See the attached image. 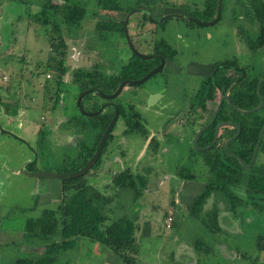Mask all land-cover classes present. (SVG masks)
<instances>
[{"label": "rangeland", "instance_id": "obj_1", "mask_svg": "<svg viewBox=\"0 0 264 264\" xmlns=\"http://www.w3.org/2000/svg\"><path fill=\"white\" fill-rule=\"evenodd\" d=\"M38 1L31 0V3ZM115 1L124 9L123 13L102 11L95 0H77L85 14L79 28L68 31L62 26L67 46V74L56 98L53 86L45 93V78L40 75L52 52L43 29L31 19L39 8L25 0H0V264H13L29 253L42 252L41 248L30 247L24 239L25 223L39 218L45 210L58 209L63 198L62 183L29 177L22 170H27L28 164L35 161L34 173H71L81 140L91 139L90 133L76 132L73 122H69L73 117H84L76 109L79 92L72 82V74L78 69H96L109 77L121 70L133 54L125 34L116 31L100 36L95 24L105 18L120 22L127 17L128 34L136 51L144 55L151 53L155 44L163 40L174 56L168 72L144 85L125 87L118 99L99 98V104L114 102L132 107L142 114L148 130L145 138L124 134L126 127L119 118L101 166L84 177L98 193L111 197L104 209L108 224L121 217L130 220L137 217V264L263 263L264 252L258 251L257 239L264 237V200L255 206L241 207L233 214L226 211L227 205L219 196L209 198L202 214L216 204L221 228L216 234L188 214L192 198L208 179L202 159L191 154V148L194 149L191 140L194 132L200 130L199 126L189 131L181 128L183 120L175 122L172 118L167 127L172 138L158 139L164 152L168 145L171 150L152 153L148 144L151 138H156L153 135L161 121L188 106V100L199 89L202 77L197 74H202L204 66L236 58L241 65L252 68V77L264 74V50L252 54L249 60L242 58L246 45L239 35L244 22L241 3L223 0L219 22L200 26L187 19L165 17L191 14L194 9H202L205 0ZM138 94H142L144 101H140ZM5 105L13 110L9 109L8 113ZM112 110L107 107L103 112ZM39 132L44 133L41 145ZM181 168L194 178L188 181L181 178L180 174L186 175ZM124 170H129L134 177L140 195L135 196L134 191L119 189L112 183L114 174ZM138 175L145 176L144 185L135 177ZM237 193L244 196L240 190ZM168 212L174 214L169 230L163 225ZM196 242L203 244L199 250L195 248ZM206 248L212 251L206 253ZM55 264L121 262L97 243L80 238L75 246L57 256Z\"/></svg>", "mask_w": 264, "mask_h": 264}, {"label": "trees", "instance_id": "obj_2", "mask_svg": "<svg viewBox=\"0 0 264 264\" xmlns=\"http://www.w3.org/2000/svg\"><path fill=\"white\" fill-rule=\"evenodd\" d=\"M25 1L26 3L36 4L37 8H39L38 12L33 14L31 19L40 29H43L44 36L48 38L52 52L45 70L40 75L45 78V93H48L49 89L52 88L51 86H53L56 98H58L60 88L64 85L63 77L67 74V67L65 66L67 46L61 29L62 26L68 31L73 28H79L85 14V9L78 6L77 0H57L58 4L54 3L53 0H39L37 3H31V0ZM95 1L98 8L102 11L118 14L124 12V9L115 0ZM247 4L249 6L246 10L247 16L251 22L257 23L258 26L257 37L250 42V47L253 49L264 48V0H247ZM217 5L218 0H205L202 9H194L191 14H183V16H190L200 22H210L216 17ZM123 26L124 20L116 22L109 18L106 20L105 18L95 24V30L100 36H104L108 32L115 33L116 31L123 35ZM153 49L156 52H160L159 54L164 58L172 59L174 56V51L163 40L155 44ZM149 63L151 62H147L132 54V57L117 74L106 77L96 69H78L72 74V82L79 92L77 96L88 90H98L108 95L112 94L122 81L140 79L148 72ZM222 66L226 68L233 67V62L226 61ZM256 82L254 81L244 89H239L235 93L237 94L235 100L231 97L236 108L240 110H252L258 106L259 97L256 92ZM219 85L226 91L229 82L225 81L224 86ZM209 93L210 95L214 93L213 88ZM260 94L264 98V83L260 87ZM99 100V98L92 96V94H88L81 101V107L86 112H97L101 108V105L104 104H99ZM115 105L119 111V118L124 122L126 127L124 134H137L145 138L148 133L140 121V114L133 110L132 107H125L118 103H115ZM5 107L8 113L10 112L9 109H12L8 105H5ZM202 110V103L194 105L193 113L197 114L198 117L200 116V118H195L193 124L199 127L201 126L199 120L201 119ZM221 113L224 115L230 113L231 116H224L225 119L221 120H232L237 122L240 127V133L228 145V151L224 150L223 143L236 133L237 129H233L232 127L223 128V133H220L221 136L218 142L211 149L197 152V150L191 148V154L199 156L207 168L208 179L199 194L192 198L188 214L198 219L209 232L214 234L221 231L218 221V207L215 204L213 209L209 212L207 211L204 215L202 214L209 198L214 196L217 198L219 196L227 205L226 211L233 214H236L237 209L241 207H246L247 205L255 206L258 201L264 200V162H256V157L253 166L250 169H246L236 158L229 155L230 153L235 154L245 165L250 163L259 132L264 124V105L257 112L244 115L224 105ZM113 115L114 111L112 110V112H103L95 117H81V119L73 117L69 120V122H73L76 132H81L83 135L91 134L90 140H81L80 150L71 168V173L81 169L93 156L100 138ZM213 129L214 126L201 134L197 147H206L210 144L214 136ZM112 132L105 143L99 159L86 174L97 170L101 166L103 154L113 139ZM39 135L38 144L41 145L44 133L39 132ZM149 148L152 153H157L158 143L153 140L149 144ZM259 153H264V135L258 150ZM34 165L35 161L29 163L26 169L34 172ZM181 169L186 174L184 176L180 174L181 178L187 181L194 178L188 170L185 168ZM86 174L77 179L61 182L63 198L56 211L45 210L39 218L26 221L24 239H27L30 247L41 248L42 252L40 254L36 252L29 253L27 256L16 260L13 264H55L57 256L62 251L75 246L76 240L80 238L89 239L107 249L121 264H137L136 255L138 254L139 247L135 236L138 228L135 220L137 217L133 218L134 220L121 217L108 224L107 213L104 212V209L111 202V197L101 195L87 184L84 179ZM135 177L139 180V183L144 185L145 176L138 175ZM112 183L119 189L128 188L132 192L134 191L133 194L135 196L140 195L138 190H136L137 183L134 182V177L129 170L114 174ZM239 190L243 192V197L237 193ZM173 217L174 214L172 213L170 229L173 225ZM195 245V248L199 250V246L203 244L196 242ZM257 249L260 252H264L263 236H259L257 239ZM204 251L210 253L212 250L211 248H206ZM251 264L259 263L252 262ZM260 264H264V262Z\"/></svg>", "mask_w": 264, "mask_h": 264}, {"label": "flooded vegetation", "instance_id": "obj_3", "mask_svg": "<svg viewBox=\"0 0 264 264\" xmlns=\"http://www.w3.org/2000/svg\"><path fill=\"white\" fill-rule=\"evenodd\" d=\"M238 1L241 3V7L244 11V16L241 19V20H244V22L242 24L243 28L240 29V32H242V33L239 34L240 37L243 38V40L245 41V45H246L245 53L242 56V58L244 60H249V58H250V56H252V54H255L259 50H264V48L253 49L250 47V42L252 40H254V38L257 37V34H258L257 31H254V27L256 26V28H257L258 26H257V23L251 22L250 18L247 16L246 10L249 8V6L247 4V0H238ZM221 9H222V7H221ZM220 18H221V14H220ZM220 18H219V20H220ZM247 19L249 21L246 22L245 20H247ZM151 51H152L151 53L145 54V56L148 58V59H146V61L151 62V63H149V70L140 79H142L149 72L158 68L159 66H161L160 70L155 75H153L151 78L156 77L157 75H159L161 73H166L169 70H171V61H172L171 58H167V57L164 58L161 54H159L160 52H156L154 49H152ZM226 61L233 62V67H227V68L223 67L222 64ZM251 69L252 68L249 67V65H241L236 58H233L230 60H225L223 62H217V63L211 64V65H207V67L204 66V70H202V74L201 73L197 74V75H200L202 77V79H201L200 83H198L199 89L197 91H195V93L192 97L193 100H191L192 98L189 99L188 100V106L185 107L183 110L178 109V111H177V113H179L181 115V117H177L179 114L177 115V113H175V114H172L173 115L172 117L167 118L164 122L161 121L159 123L160 126L158 125L159 128L156 129V134L153 135V136H156V138H154L152 136L153 138H151L152 140H150V142H148V144H150L153 140L158 143V141H159L158 139H164L163 141H165L168 139L170 140L172 138V137H170V135H171V132H169L170 128L169 129L167 128L168 126L170 127L169 123H170L172 118L175 119V122H179L181 120L184 121L181 128H184V129L188 128V130L193 129L196 126L193 124V120L198 117L197 114L195 115L193 113L194 105L195 104L198 105V104L202 103L203 110L201 113V119L199 120V124H201V126L199 128L200 129L204 128V130L202 131V133H203V132L207 131L208 129H210L212 126H214V129H213L214 136H213V139L209 145L212 144V142L215 138L216 132H217L216 141L208 149H211L218 142L219 137L223 133V128L232 127L233 129H237L234 136L226 139V141L223 143L224 150L228 151V145L238 137L237 136L235 139H233L236 136L238 129L240 131V127H239L237 122H234L232 120L231 121L221 120V119H225L224 116L231 117L230 113L225 114V115L221 113L223 106L227 105L229 108L236 111V109H235L236 107L234 106L233 100L231 97H233V99L235 100V98L237 97V94H235V93L238 92L239 89H244L245 87L250 86V84L253 83L254 81H257L256 82V92H257V95L259 97V103H260V98H261L263 101V105H264V98H263L262 94H260V87L264 83V74L259 75L258 77L257 76L252 77L251 73H250ZM151 78H149L147 81H149ZM140 79H138V80H140ZM124 81H132V80H124ZM225 81L229 82V85H228L226 91H224L223 88L219 85V84H221L222 86H224ZM146 82H144L141 85H144ZM218 82H219V84H217ZM141 85H139V86H141ZM258 85H259V90H258ZM211 87L213 88V91H214V93L212 95H210V93H209V91L212 89ZM138 95L140 96L139 97L140 101H144L142 98V94H138ZM148 96H151V95L148 94ZM117 99H118V97H117ZM108 101H111V100H108ZM103 105H107V107L113 108V111H114V107H116L114 102L113 103H104L101 106H103ZM210 105H213L212 108H210ZM139 114H140V121L143 124L142 114L141 113H139ZM198 118H200V116ZM118 119H119V117H118ZM143 126H144V124H143ZM263 126H264V124H263ZM144 128H145V126H144ZM145 130H146V128H145ZM146 131L148 133V130H146ZM196 133H197V131L194 132L193 138H195ZM201 134H200V136H201ZM263 135H264V132L262 134V137H263ZM193 138L191 140L192 141L191 145H193V141H194ZM198 140H199V138H198ZM198 140H197V144H198ZM228 140H231V141L227 145V150H226L225 144ZM261 141H262V138H261ZM261 141H260V145H261ZM209 145H207L206 147H197V149H198L197 152H201V151H199V149H202V151L208 150L206 148ZM161 146L162 145L158 143V151H160L161 149L162 150L164 149V147L162 148ZM170 150H171V146L168 145V150L166 149L165 152H169ZM254 150H255V148H254ZM254 150H253V153H254ZM258 150H259V148H258ZM258 150L255 154V158H254V161L252 164H251V161H252L253 153H252L251 160H250L249 164H247V165H245L244 163H243V165L241 164L244 168H245V166L251 165L249 168H246V169H250L253 166V164L255 163L256 157H257L256 162H258V163L264 162V153L258 154ZM165 152L163 150V153H165ZM229 155L231 157L236 158V159L239 158L233 153H230Z\"/></svg>", "mask_w": 264, "mask_h": 264}, {"label": "water", "instance_id": "obj_4", "mask_svg": "<svg viewBox=\"0 0 264 264\" xmlns=\"http://www.w3.org/2000/svg\"><path fill=\"white\" fill-rule=\"evenodd\" d=\"M221 6H222V0H218V5H217V14H216V17L213 21L211 22H200L198 20H195L194 18H190V17H185L183 15H169V16H166V18H170V17H174V18H178V19H187L189 22H193L194 24L196 25H200V26H212V25H215L218 21H219V18H220V14H221ZM128 18H126V20L124 21V34H125V39L127 41V43L129 44L130 48H131V51L134 55H136L137 57L141 58V59H148L145 55L139 53L138 51H136V49L134 48L133 44H132V41L129 37V34H128V29H127V25H128ZM161 66H159L158 68L152 70L151 72H149L146 76H144L142 79L140 80H135V81H123L119 84V86L117 87V89L115 90L114 93L112 94H103L101 93L100 91L98 90H88L86 92H83L81 93L77 100H76V107L79 111V113L84 116V117H95L97 115H100L103 113L104 109L107 107V105H103L101 106V108L97 111V112H86L82 109L81 107V101L83 100V98L88 95V94H93L94 96L100 98V99H103V100H114L115 98H117L120 93L122 92V90L125 88V87H135V86H139L141 84H143L144 82H146L149 78H151L153 75H155L159 70H160ZM258 90H259V85H258ZM263 106V101L262 99L260 98V103L259 105L252 109V110H240V109H236V111L242 115L244 114H250V113H255L257 111H259ZM118 117H119V111H118V108L117 107H114V115L109 123V125L107 126V128L105 129L103 135L101 136L100 138V141L96 147V150L93 154V156L88 160V162L81 168L79 169L78 171H75V172H72V173H69V174H63V173H34V172H30L28 170H22V172L26 175V176H29V177H33V178H49V179H52V180H58L60 182L62 181H66V180H72V179H77L79 177H82L84 176L89 170L92 169V167L95 165V163L97 162V160L99 159L101 153H102V150L105 146V143L107 141V139L109 138V135L111 134V132L113 131L115 125H116V122L118 120ZM204 130V128H201L195 135V138H194V141H193V147L197 149V140L200 136V134L202 133V131ZM264 132V126L262 127L260 133H259V136H258V141H257V144H256V147H255V150H254V153H253V157H252V161H251V164L253 163L254 161V158H255V154L260 146V141H261V138H262V134ZM240 131L238 129L237 131V134L236 136L233 138L235 139L238 135H239ZM216 138H217V132H216V135H215V138L212 142V144L216 141ZM231 140H228L225 144V149L227 150V145L229 144ZM211 145H209L206 149L210 148ZM199 151H202V149H199ZM238 161L240 162V164L243 165V162L241 159L237 158ZM251 165H248V166H245V168H249Z\"/></svg>", "mask_w": 264, "mask_h": 264}, {"label": "built area", "instance_id": "obj_5", "mask_svg": "<svg viewBox=\"0 0 264 264\" xmlns=\"http://www.w3.org/2000/svg\"><path fill=\"white\" fill-rule=\"evenodd\" d=\"M171 223H172V213L171 212H168V216H167V218L164 221V226H165V228L167 230L170 229Z\"/></svg>", "mask_w": 264, "mask_h": 264}, {"label": "crops", "instance_id": "obj_6", "mask_svg": "<svg viewBox=\"0 0 264 264\" xmlns=\"http://www.w3.org/2000/svg\"><path fill=\"white\" fill-rule=\"evenodd\" d=\"M137 223H139V221H137ZM143 228H145V229H146V227H143ZM148 230H150V228H148ZM143 231H144V229H143ZM62 252H64V251H62Z\"/></svg>", "mask_w": 264, "mask_h": 264}]
</instances>
